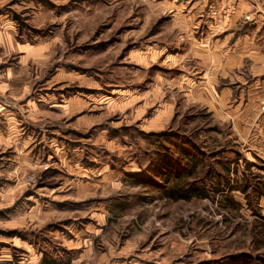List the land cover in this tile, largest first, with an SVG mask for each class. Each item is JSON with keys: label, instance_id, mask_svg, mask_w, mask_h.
Instances as JSON below:
<instances>
[{"label": "rangeland", "instance_id": "obj_1", "mask_svg": "<svg viewBox=\"0 0 264 264\" xmlns=\"http://www.w3.org/2000/svg\"><path fill=\"white\" fill-rule=\"evenodd\" d=\"M194 1L0 0L21 43L0 44V78L23 100L0 153V264H264L262 157L227 120L233 95L214 101L240 84L199 86L213 73L183 53ZM243 1L264 29V0Z\"/></svg>", "mask_w": 264, "mask_h": 264}, {"label": "crops", "instance_id": "obj_2", "mask_svg": "<svg viewBox=\"0 0 264 264\" xmlns=\"http://www.w3.org/2000/svg\"><path fill=\"white\" fill-rule=\"evenodd\" d=\"M181 7L182 4H179L178 8ZM246 7L247 1L243 0H215L213 3L207 0H195L187 8L192 12V17L188 18L191 19L194 15V19L188 23L189 19L185 15L184 24H182L186 27L184 32L186 42L182 50L184 54L201 58V63H204L205 68L207 67V69L204 68L205 72L213 73L209 84L208 79L205 81L202 79L199 86L207 87L208 85L211 88L219 86L220 76L222 80L225 78L240 84L237 91H232L229 84H221L219 92L221 96L217 94L214 101L218 103L224 99V95L226 97L233 95L230 101L234 102V105L232 109L230 106L227 107L226 113L229 116L227 120H231L236 137L248 138L246 150L248 154L250 153V160L256 158L251 153L259 155L262 157L264 167V110L260 108V104L264 101L259 100L263 96H252L256 88L264 90V29L262 17L253 21L254 24L242 20L241 14ZM210 8L214 10L213 14H210ZM7 40L10 44L14 42L18 46L21 45L12 40L10 33L0 29V44ZM23 48V46L17 47V50ZM6 70L9 71L10 68L6 67ZM16 83L17 80L12 77L0 78V153L19 138V131L16 129L12 116L14 113L8 108V105L11 107L23 103L15 90ZM244 87L247 88L245 91H248L246 97L243 94ZM245 159L248 158L245 156ZM246 163H248L245 165L246 168H253L252 162ZM263 167H258L259 174L250 173L251 177L255 176L253 181L257 186L260 185V189L264 188ZM231 169L230 166L227 171L229 174ZM246 180L247 177L244 178V181ZM248 189L245 188L243 192L245 193ZM259 191L258 189L254 192V199L257 200L260 215L264 216V193ZM234 192L238 193V190ZM239 210L240 207L234 211ZM243 210L249 212L248 209Z\"/></svg>", "mask_w": 264, "mask_h": 264}, {"label": "built area", "instance_id": "obj_3", "mask_svg": "<svg viewBox=\"0 0 264 264\" xmlns=\"http://www.w3.org/2000/svg\"><path fill=\"white\" fill-rule=\"evenodd\" d=\"M245 19H248V17L247 16H245ZM28 183L30 182V181H32V179L31 178H27V180H26Z\"/></svg>", "mask_w": 264, "mask_h": 264}, {"label": "trees", "instance_id": "obj_4", "mask_svg": "<svg viewBox=\"0 0 264 264\" xmlns=\"http://www.w3.org/2000/svg\"><path fill=\"white\" fill-rule=\"evenodd\" d=\"M264 227V226H263Z\"/></svg>", "mask_w": 264, "mask_h": 264}]
</instances>
